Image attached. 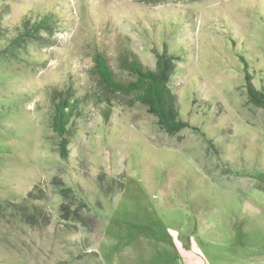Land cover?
Wrapping results in <instances>:
<instances>
[{
    "label": "rangeland",
    "instance_id": "obj_1",
    "mask_svg": "<svg viewBox=\"0 0 264 264\" xmlns=\"http://www.w3.org/2000/svg\"><path fill=\"white\" fill-rule=\"evenodd\" d=\"M163 47L189 123L174 135L94 68L101 53L124 79L120 49L153 68ZM245 74L262 88L264 0H0V264H264V107ZM61 89L81 101L66 158Z\"/></svg>",
    "mask_w": 264,
    "mask_h": 264
},
{
    "label": "trees",
    "instance_id": "obj_2",
    "mask_svg": "<svg viewBox=\"0 0 264 264\" xmlns=\"http://www.w3.org/2000/svg\"><path fill=\"white\" fill-rule=\"evenodd\" d=\"M52 17V14L46 13L33 22L24 20L20 33L12 38L11 44L19 46L21 40L26 37L35 36L41 30H49L53 26ZM155 57V65L151 68L144 65L132 49H120L118 66L128 74L124 79L113 72L107 57L101 53L94 56V68L107 90L128 96L131 100L146 106L156 117L158 126L166 133L174 135L189 126V123L180 117L177 96L169 85V79L177 69V57L175 54H169L165 47L155 51ZM245 80L248 101L257 107H264V84L261 89L254 88L250 83L249 74H245ZM72 91L71 89L54 90L51 95L53 105L51 129L59 139L58 151L61 158L67 157L68 125L81 102ZM108 103L110 105V102ZM103 114L106 119L109 118L110 108H107ZM70 190L69 187L60 189L63 197L69 196ZM61 208L65 209V206Z\"/></svg>",
    "mask_w": 264,
    "mask_h": 264
}]
</instances>
